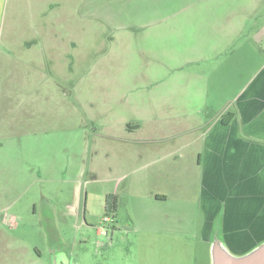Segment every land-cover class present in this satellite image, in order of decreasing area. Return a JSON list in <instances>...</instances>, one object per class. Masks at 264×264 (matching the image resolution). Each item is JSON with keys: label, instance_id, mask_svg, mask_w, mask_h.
I'll list each match as a JSON object with an SVG mask.
<instances>
[{"label": "crops", "instance_id": "crops-1", "mask_svg": "<svg viewBox=\"0 0 264 264\" xmlns=\"http://www.w3.org/2000/svg\"><path fill=\"white\" fill-rule=\"evenodd\" d=\"M23 1L28 16L22 20L13 14L6 17L5 31L0 26V47H5L0 48V264L44 262L46 254L37 245L46 244L47 235L25 223L24 215L38 213L36 198L48 204L44 185L64 181L66 166L75 189L66 208L82 225L86 168L81 159L66 165L50 150L63 147L65 134L73 146L88 123L107 131L108 141L95 155L103 152L106 174L116 181L110 194L125 182L122 195L165 204L177 182L196 178L210 237L216 223L219 241L233 255L263 243L264 50L257 56L256 34L248 31L256 4L246 5L244 13L209 15L205 29L193 33L184 62L142 65L138 78L122 81L123 93L105 97L97 113L92 101L81 98L77 44L65 39L79 37V31L43 29L32 7L45 13L48 1ZM5 2L0 0V21ZM17 5L23 4L15 0ZM16 35L17 45L8 39ZM53 41L62 46L54 47ZM163 69L166 80L159 77ZM223 119L230 121L223 124ZM28 196L31 214L20 206ZM52 223L57 225L58 218ZM232 229L239 237L237 251L225 242ZM256 237L255 247L242 249Z\"/></svg>", "mask_w": 264, "mask_h": 264}, {"label": "rangeland", "instance_id": "rangeland-1", "mask_svg": "<svg viewBox=\"0 0 264 264\" xmlns=\"http://www.w3.org/2000/svg\"><path fill=\"white\" fill-rule=\"evenodd\" d=\"M5 1L0 21L4 31L6 17L14 14L23 20L28 16L23 0H16V4H23L17 6H13L15 0ZM46 1L49 5L45 13H38L39 7H32L33 17H37V24L42 20L39 24L43 29L59 30L62 34L79 31V37L65 39L77 44L75 64L82 79L81 98L92 101L97 113L103 110L101 104L105 97L123 93L122 81L131 83L138 78L142 65L156 62L167 66L184 62L193 33L205 29L209 15L244 13L246 5L256 4L257 16L248 31L256 34L257 56L263 55L264 0ZM37 2L33 0L34 4ZM80 14L86 15L81 17ZM15 24L18 29H25L20 23ZM8 39L17 45L19 37ZM53 42L54 47L62 46ZM0 48L5 50L3 45ZM159 77L166 80L168 72L160 70ZM117 114L120 117V110ZM122 117L129 116L122 114ZM98 126L97 123L82 125L80 140L73 146L65 134L63 147L59 151L50 150V154L57 153L66 165L76 160L79 163L81 159L86 168L81 184L82 225L69 217L66 208L75 190L66 178L70 172L66 166L64 181L44 185L47 203L55 207L56 212L36 198L38 213L24 215L25 223L33 224L34 229L41 227L47 235L46 244L37 245L46 254L41 264H56L57 260H53L60 257H67L73 264H211L214 237L219 239L220 235H213L215 224L211 237L206 230L207 216L196 178L177 182L175 191L169 190L171 198L165 204H158L148 196L122 195L125 182L120 183L118 193H112L117 198V213H105V197L114 191L116 181H111V176L106 174L103 152L101 157L95 155L97 148L105 147L108 141L107 131ZM30 199L28 196L20 203L22 209L27 207L29 214L33 213V206L28 208ZM57 218V225H53ZM237 234L233 229L227 231L225 242L233 251L239 250L234 246L239 241ZM259 238L246 240L248 243L242 249L255 247L254 242L258 243Z\"/></svg>", "mask_w": 264, "mask_h": 264}, {"label": "water", "instance_id": "water-1", "mask_svg": "<svg viewBox=\"0 0 264 264\" xmlns=\"http://www.w3.org/2000/svg\"><path fill=\"white\" fill-rule=\"evenodd\" d=\"M214 241L211 264H264V242L243 255L235 256L221 244L217 237H214Z\"/></svg>", "mask_w": 264, "mask_h": 264}, {"label": "trees", "instance_id": "trees-1", "mask_svg": "<svg viewBox=\"0 0 264 264\" xmlns=\"http://www.w3.org/2000/svg\"><path fill=\"white\" fill-rule=\"evenodd\" d=\"M230 121V119H223L222 122L223 124H228ZM117 209V198L115 195L112 194H108L105 197V213L106 214H115ZM219 234V229H218V225L215 223V227L213 230V235L218 236Z\"/></svg>", "mask_w": 264, "mask_h": 264}, {"label": "flooded vegetation", "instance_id": "flooded-vegetation-1", "mask_svg": "<svg viewBox=\"0 0 264 264\" xmlns=\"http://www.w3.org/2000/svg\"><path fill=\"white\" fill-rule=\"evenodd\" d=\"M56 264H73V263H71L70 259H68L67 257H63L62 259L60 257V258L57 259Z\"/></svg>", "mask_w": 264, "mask_h": 264}]
</instances>
